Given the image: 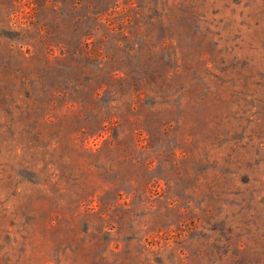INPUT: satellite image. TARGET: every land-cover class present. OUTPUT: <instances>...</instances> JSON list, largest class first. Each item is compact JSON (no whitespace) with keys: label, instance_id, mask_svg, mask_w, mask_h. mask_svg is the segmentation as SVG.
I'll return each mask as SVG.
<instances>
[{"label":"rangeland","instance_id":"374dc122","mask_svg":"<svg viewBox=\"0 0 264 264\" xmlns=\"http://www.w3.org/2000/svg\"><path fill=\"white\" fill-rule=\"evenodd\" d=\"M0 264H264V0H0Z\"/></svg>","mask_w":264,"mask_h":264}]
</instances>
